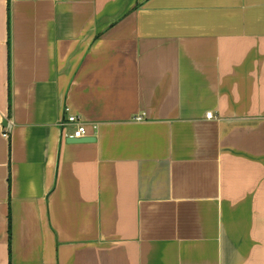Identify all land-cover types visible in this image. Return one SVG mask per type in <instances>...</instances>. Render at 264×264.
Instances as JSON below:
<instances>
[{"label":"crops","instance_id":"1","mask_svg":"<svg viewBox=\"0 0 264 264\" xmlns=\"http://www.w3.org/2000/svg\"><path fill=\"white\" fill-rule=\"evenodd\" d=\"M0 264H264V0H0Z\"/></svg>","mask_w":264,"mask_h":264},{"label":"built area","instance_id":"2","mask_svg":"<svg viewBox=\"0 0 264 264\" xmlns=\"http://www.w3.org/2000/svg\"><path fill=\"white\" fill-rule=\"evenodd\" d=\"M64 118L62 119L60 128L63 132V137L68 139L80 140L87 135V126L77 116L70 113L69 109L64 110ZM207 118H211V113L206 115ZM136 122L142 121V117L135 118ZM68 129H71V133H68Z\"/></svg>","mask_w":264,"mask_h":264},{"label":"water","instance_id":"3","mask_svg":"<svg viewBox=\"0 0 264 264\" xmlns=\"http://www.w3.org/2000/svg\"><path fill=\"white\" fill-rule=\"evenodd\" d=\"M70 140V142H72V143H77V142H81L82 140L80 139V140H75V139H69Z\"/></svg>","mask_w":264,"mask_h":264}]
</instances>
